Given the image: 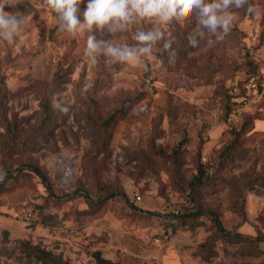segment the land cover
Listing matches in <instances>:
<instances>
[{"label":"rangeland","instance_id":"rangeland-1","mask_svg":"<svg viewBox=\"0 0 264 264\" xmlns=\"http://www.w3.org/2000/svg\"><path fill=\"white\" fill-rule=\"evenodd\" d=\"M250 2L253 14L230 9L221 42L193 19L166 28L174 64L158 45L110 68L89 66L87 34L59 32L43 0L5 5L25 23L16 41L0 40V264H52L40 250L62 264H97L98 251L118 264H264V242L249 240L264 238V0ZM193 30L204 33L195 48L186 46ZM134 31L117 42L134 43ZM45 103L52 120L25 146ZM110 115L99 153L92 126ZM9 128L15 149L4 148ZM214 216L239 237L218 235Z\"/></svg>","mask_w":264,"mask_h":264},{"label":"clouds","instance_id":"clouds-1","mask_svg":"<svg viewBox=\"0 0 264 264\" xmlns=\"http://www.w3.org/2000/svg\"><path fill=\"white\" fill-rule=\"evenodd\" d=\"M17 0H0V40L9 44L17 40L25 18L4 11L5 5H14ZM43 0L44 5L56 15L58 31L76 37L86 33L83 58L89 66H96L103 59L106 67L130 65L142 58H150L157 49L166 53L169 64H174L177 51L173 48L174 38L168 37L166 28L179 25L181 28L195 19L199 29L207 32L209 43L212 38L221 42L229 34L235 19L230 9L246 7L249 14L255 12L250 0ZM83 16V20L79 17ZM144 25L145 27H140ZM134 27L132 44H121L117 37ZM203 32L193 30L187 37V47H198ZM110 35L111 39H104ZM99 36V38H98ZM93 85L83 83L81 94H86ZM52 107L62 113L69 106L53 97Z\"/></svg>","mask_w":264,"mask_h":264},{"label":"trees","instance_id":"trees-1","mask_svg":"<svg viewBox=\"0 0 264 264\" xmlns=\"http://www.w3.org/2000/svg\"><path fill=\"white\" fill-rule=\"evenodd\" d=\"M53 113L54 111L50 109L49 104L45 103L44 105V115L43 117L39 120V123L37 126L32 127V129L30 131H28V133L24 136V140H22V143L25 146H29V145H33V143L35 142V140L41 136L45 130L47 129L48 124L51 122L52 117H53ZM90 119H92V117L89 115ZM113 119H114V115H110L106 118H101L100 116L96 117V125H93L92 128H94V132H93V146H95V149L101 153L107 150V147L110 145V141H111V127H112V123H113ZM8 131V135H9V142H7L4 146V148H10L11 149H15L16 147H18V141L17 138L15 136H10V128L7 129ZM17 136V135H16ZM31 145V146H32ZM30 146V147H31ZM1 150V149H0ZM178 149L174 150L172 154H165L167 156V158L171 157L173 159V161H176L175 157L178 154ZM177 171V170H176ZM203 177H204V172L200 169L198 171L197 177L193 178V180L188 184V188L191 191H195L200 185H202L203 183ZM254 180V179H252ZM253 183H255L254 181L249 182V185H252ZM194 192H191V194H193ZM244 208V207H243ZM193 215V214H190ZM213 223L214 226L216 227L217 233L220 236H225L226 234H228L229 236L233 237H239V234L233 233V232H225V230L223 229L219 219L214 216L213 218ZM252 242V245H254L255 247H259V243L264 242V238H261L260 236H258L257 238L254 239H249ZM39 254L41 255L40 257L47 260V262H50L52 264H62L59 260L58 257L53 256L50 252L45 251V250H40ZM94 257L96 259L97 264H118L116 262H113L109 259L103 258L101 253L95 252ZM206 260H209L210 258L207 256H203Z\"/></svg>","mask_w":264,"mask_h":264},{"label":"built area","instance_id":"built-area-1","mask_svg":"<svg viewBox=\"0 0 264 264\" xmlns=\"http://www.w3.org/2000/svg\"><path fill=\"white\" fill-rule=\"evenodd\" d=\"M136 199H137V200H140V196L138 195V196L136 197ZM175 213L178 214L179 211L177 210V211H175Z\"/></svg>","mask_w":264,"mask_h":264}]
</instances>
